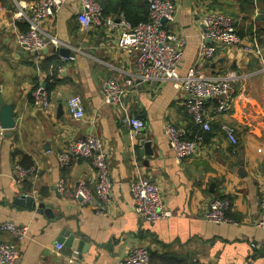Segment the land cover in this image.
Wrapping results in <instances>:
<instances>
[{
    "label": "crops",
    "instance_id": "1",
    "mask_svg": "<svg viewBox=\"0 0 264 264\" xmlns=\"http://www.w3.org/2000/svg\"><path fill=\"white\" fill-rule=\"evenodd\" d=\"M241 1L171 0L175 14L165 27L184 43L180 75L196 62L201 16L207 10L227 12L238 19L240 37H248L254 29L259 42H264L261 17L254 19L255 8L252 12ZM14 7L13 0H0V97L12 107L15 120L0 150V223L25 228L14 264H67L75 252V264H111L140 246L149 250V264H264L260 251L264 231L255 227L264 195V72L257 59L237 47L214 46V57L202 71L235 78L234 107L229 114L218 115L213 102H207L211 130L203 133L199 154L177 161L164 136V124L185 127L194 135L198 130L183 106L185 94L173 83L138 82L125 89L117 105L103 101L108 80L122 85L135 73L134 56L118 47L119 31L105 25L84 29L77 22L79 1L66 0L58 15L40 27L46 40L54 38L74 57H61L51 46L36 65L16 43L15 30L20 28L12 19ZM46 81L51 84L50 109L42 111L33 106V93L45 89ZM72 96L81 100L82 120L68 115L67 100ZM124 115L144 122L140 136H132L121 122ZM222 123L234 129L236 146L220 133ZM88 135L100 138L107 157L112 185L108 206L95 196L96 177L89 160L65 168L57 161L58 153ZM142 140L150 143L147 152ZM18 168H32L33 175L19 182ZM141 179L158 186L170 217L150 224L134 213L129 186ZM60 180L62 193L57 190ZM80 181L91 193L85 204L74 194ZM33 191L35 208L15 203ZM216 197L230 202L228 217L235 224L206 220L208 205ZM39 203L50 207L52 217ZM64 231L76 240H87L85 253L62 248L60 256L56 254ZM11 241L0 232V242Z\"/></svg>",
    "mask_w": 264,
    "mask_h": 264
},
{
    "label": "built area",
    "instance_id": "2",
    "mask_svg": "<svg viewBox=\"0 0 264 264\" xmlns=\"http://www.w3.org/2000/svg\"><path fill=\"white\" fill-rule=\"evenodd\" d=\"M13 1L16 7L12 15L13 22L28 25L25 32L15 30L16 43L21 51L30 54L33 62L38 65L42 54L49 47L62 46V44L58 46L54 38L48 37L46 40L40 25L44 20L56 17L66 0H33L18 3ZM78 1L80 11L77 15V22L84 29L100 28L105 25L110 31H119V49L135 58V73L130 74L122 85L113 79L106 82L103 95L106 105H117L125 89L135 86L138 82H171L185 94L186 99L183 106L198 133L194 135L185 127L176 126L170 122H166L163 127L167 144L177 161L195 158L199 154L204 141L203 133L211 130L210 120L206 116L207 102H213L215 113L218 115L229 114L234 107L233 82L235 78L230 74L213 77L202 71L203 65L214 57V46L239 48L243 54L256 58L264 72V42H259L254 29L248 37H240L237 33L238 19L224 12L207 10L202 13V43L197 59L192 68L182 76L179 74V66L184 43L176 39L165 27V22H171L175 14V7L171 0H147L148 20L136 25L128 22L121 12L115 16L104 17L99 0ZM259 1L254 0L253 18L261 17V29L264 36V10L259 9ZM33 106L42 111L50 109V98L42 87L37 88L33 93ZM67 112L74 120L84 118V109L77 96H72L67 100ZM121 122L130 128L134 137L140 136L145 128L144 122L133 116L124 115ZM219 131L231 146H236L237 139L231 126L222 123ZM5 135L6 130L0 126V150ZM78 160L90 161L96 177L95 196L103 206H108L111 200L112 185L107 157L100 138L93 135L85 136L73 141L64 151L57 154L58 164L63 168ZM18 173L19 182L33 175L32 168H18ZM129 188L133 211L141 219L155 224L159 220L170 217L171 214L165 209L163 197L157 185L147 179H141L131 183ZM57 190L60 193L64 191L62 180ZM74 194L82 204L91 199V193L84 181L77 183ZM30 196L35 198V191ZM229 208L230 202L227 199L216 197L210 201L205 218L216 225L235 224L228 217ZM259 209L260 216L255 222V227L264 231V195L260 199ZM0 232L8 234L13 239L11 242H0V264H14L20 255L17 243L25 237V228H18L11 222H3L0 223ZM61 250L62 246L57 244L56 254L58 256ZM77 255L75 252L70 256L67 264H75ZM149 263V250L140 246L131 250L123 259L111 264Z\"/></svg>",
    "mask_w": 264,
    "mask_h": 264
},
{
    "label": "water",
    "instance_id": "3",
    "mask_svg": "<svg viewBox=\"0 0 264 264\" xmlns=\"http://www.w3.org/2000/svg\"><path fill=\"white\" fill-rule=\"evenodd\" d=\"M163 22H165V20H163ZM54 52H56L59 56L64 57V58L74 57L73 52H71L67 48L57 47V48H54ZM0 108H1L0 126L6 131L14 129L15 128V120L13 118L12 107L4 104V100L1 97H0ZM10 136H11V134L9 133L8 137H10ZM141 145L143 146L144 150H146V152L150 149V143L149 142L142 141ZM212 192H213V190H211V193ZM15 203L18 205H21V206H26L27 208H35L36 207V203H35L33 197H31L29 195L21 196L20 198L15 200ZM38 207L41 209H44V213L47 216L52 217V211L50 210L49 206H45V205L39 203ZM57 243L60 244L62 246V248H66L69 251H72L73 249H80L85 253L87 240L86 239H83L82 241L76 240V238L70 232L64 231L61 238L58 239ZM260 251L262 254H264V247L261 248Z\"/></svg>",
    "mask_w": 264,
    "mask_h": 264
},
{
    "label": "trees",
    "instance_id": "4",
    "mask_svg": "<svg viewBox=\"0 0 264 264\" xmlns=\"http://www.w3.org/2000/svg\"><path fill=\"white\" fill-rule=\"evenodd\" d=\"M102 7V14L106 16H115L118 13H123L125 19L132 25H136L139 22H146L148 20V3L147 0H99ZM241 3L251 8L253 12L254 0H242ZM259 9L264 10V0H260L258 3ZM227 14V12L224 11ZM18 28L21 32H25L28 29L26 23H18ZM45 91L49 96L51 84L46 81ZM193 127V125H192Z\"/></svg>",
    "mask_w": 264,
    "mask_h": 264
},
{
    "label": "rangeland",
    "instance_id": "5",
    "mask_svg": "<svg viewBox=\"0 0 264 264\" xmlns=\"http://www.w3.org/2000/svg\"><path fill=\"white\" fill-rule=\"evenodd\" d=\"M14 10L16 11V7H14ZM15 11H14V12H15ZM221 12H222V11H221ZM227 14H228V13H227Z\"/></svg>",
    "mask_w": 264,
    "mask_h": 264
}]
</instances>
